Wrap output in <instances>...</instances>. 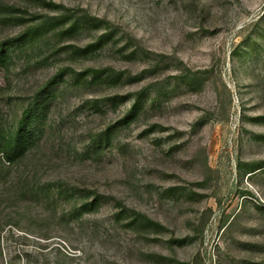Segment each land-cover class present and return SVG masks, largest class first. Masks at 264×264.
<instances>
[{"label": "rangeland", "instance_id": "1", "mask_svg": "<svg viewBox=\"0 0 264 264\" xmlns=\"http://www.w3.org/2000/svg\"><path fill=\"white\" fill-rule=\"evenodd\" d=\"M27 111L0 264H264V0H0Z\"/></svg>", "mask_w": 264, "mask_h": 264}, {"label": "trees", "instance_id": "2", "mask_svg": "<svg viewBox=\"0 0 264 264\" xmlns=\"http://www.w3.org/2000/svg\"><path fill=\"white\" fill-rule=\"evenodd\" d=\"M99 21H101V19L88 12L84 15H75L72 13L69 16V26L66 30L71 31L75 27H79L82 22L97 23ZM27 115L28 111L25 113V118L21 120L20 126L15 132L0 139V153H3L5 159L8 161L14 160V158L22 152L28 141V135L26 134L27 131L25 129L28 124V120H26ZM124 119H129V115H126Z\"/></svg>", "mask_w": 264, "mask_h": 264}]
</instances>
